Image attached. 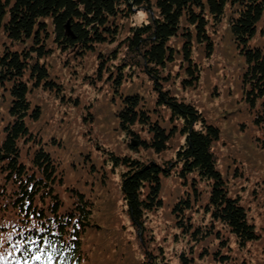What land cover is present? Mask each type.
Listing matches in <instances>:
<instances>
[{"label":"trees","instance_id":"trees-1","mask_svg":"<svg viewBox=\"0 0 264 264\" xmlns=\"http://www.w3.org/2000/svg\"><path fill=\"white\" fill-rule=\"evenodd\" d=\"M134 9L149 12L148 21L126 23ZM263 19L264 0H0V264H99L87 239L95 227V185L103 180L94 174L96 154L77 144L68 167L80 179L87 175L81 182L89 187L55 194L54 187L72 182L57 153L64 142L52 137L46 143L41 133L33 134L31 126H40L44 116L29 93L32 86L52 88L51 65L45 62L52 48L85 52L116 42L130 54L118 65L126 64L124 72L107 69L116 82L111 103L118 129L138 144L132 148L137 152L144 146L162 153L175 135L182 138L162 164L109 151L113 164L124 166L121 195L131 226L141 232L146 214L165 206V186L175 182L171 212L182 236L200 247L199 259L224 264L233 243L243 250L261 241L243 199L228 183L230 170L216 159L220 128L174 87L178 79L188 86L198 83L193 52L212 54L227 22L228 37L244 59V101L253 123L264 128V45L252 43L264 35ZM67 23L73 36L66 34ZM116 55L113 48L105 56ZM143 74L151 79L153 108L135 87L128 95L119 90L124 81ZM140 232L136 238L142 241ZM136 262L169 263L153 260L147 248L137 259L130 255L129 264ZM177 264L197 263L181 252Z\"/></svg>","mask_w":264,"mask_h":264},{"label":"rangeland","instance_id":"rangeland-1","mask_svg":"<svg viewBox=\"0 0 264 264\" xmlns=\"http://www.w3.org/2000/svg\"><path fill=\"white\" fill-rule=\"evenodd\" d=\"M134 12L126 23L142 24L148 21L149 12L137 9ZM262 28L264 23L260 30ZM214 40L212 54L200 49L193 52L195 63L200 66L198 83L188 86L178 79L174 89L182 99L202 109L220 128V142L215 146L216 159L221 168L230 170L228 183L234 195L243 199L249 220L263 236L257 243H247L243 250L233 243L229 256L223 258L227 259L224 264H264V146L261 143L264 128L253 123L252 114L244 101L240 75L244 59L228 37L227 22ZM252 43L263 46L264 35L256 36ZM1 44L2 41L0 52L3 50ZM113 48L117 55L114 58L106 57ZM122 50L123 47L117 42L97 45L95 49L85 52L52 48L45 58V62L53 67L49 69V78L54 84L51 89L42 85L32 86L29 99L42 108L44 118L40 126L34 124L31 129L33 134L41 133L46 143L52 137L64 142L57 153L60 162H63L62 168H67V175L72 178V182L65 180L63 185L54 187V193L63 197L67 194L66 187L77 186L83 190L89 187V184L81 182L87 175L83 174L80 179L68 167V163L73 160L74 147L79 143L85 145L92 155L96 154L94 163H98L99 167L94 174L103 179L95 185L97 197L93 198L91 220L95 227L87 235L88 244L93 247L90 253L96 255L93 260H98L99 264H129L131 254L137 259L140 252L147 248L153 260L160 261L162 258L168 264H177L181 252L192 254L197 264H221L219 260L199 259L197 254L200 247L182 236L171 212L175 182L165 186V206L146 214L145 228L141 232L130 224L121 195V172L124 166L114 165L109 158V151L119 156L152 159L162 164L174 156L182 138L175 135L171 146L162 153H153L144 146L137 152L132 148L138 144L129 142V136L118 129L111 103L116 82L109 79L111 74L108 76L107 69L110 71L112 66L114 71L117 68L125 71L126 64L121 67L118 65L127 61L130 54ZM76 55L78 60L75 59ZM149 77L143 74L124 81L119 90L123 95L131 94L134 90V93L145 97L150 108H153V89L149 85ZM48 132L51 133L50 137L45 138L43 133ZM101 158L105 167L101 166ZM195 222H198L197 219ZM137 232H140L142 241L139 236L136 238Z\"/></svg>","mask_w":264,"mask_h":264},{"label":"water","instance_id":"water-1","mask_svg":"<svg viewBox=\"0 0 264 264\" xmlns=\"http://www.w3.org/2000/svg\"><path fill=\"white\" fill-rule=\"evenodd\" d=\"M66 34L73 36V33L71 32V29H70V23L66 24Z\"/></svg>","mask_w":264,"mask_h":264},{"label":"flooded vegetation","instance_id":"flooded-vegetation-1","mask_svg":"<svg viewBox=\"0 0 264 264\" xmlns=\"http://www.w3.org/2000/svg\"><path fill=\"white\" fill-rule=\"evenodd\" d=\"M135 61H136V63H137L138 59H136Z\"/></svg>","mask_w":264,"mask_h":264},{"label":"snow or ice","instance_id":"snow-or-ice-1","mask_svg":"<svg viewBox=\"0 0 264 264\" xmlns=\"http://www.w3.org/2000/svg\"><path fill=\"white\" fill-rule=\"evenodd\" d=\"M36 258L39 259V256H37Z\"/></svg>","mask_w":264,"mask_h":264}]
</instances>
